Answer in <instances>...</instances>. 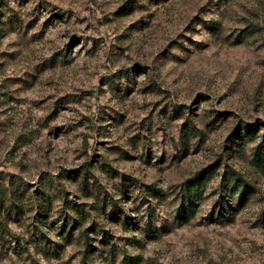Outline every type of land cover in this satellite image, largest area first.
Listing matches in <instances>:
<instances>
[{
  "label": "rangeland",
  "instance_id": "rangeland-1",
  "mask_svg": "<svg viewBox=\"0 0 264 264\" xmlns=\"http://www.w3.org/2000/svg\"><path fill=\"white\" fill-rule=\"evenodd\" d=\"M263 142L264 0H0V264H264Z\"/></svg>",
  "mask_w": 264,
  "mask_h": 264
},
{
  "label": "trees",
  "instance_id": "trees-1",
  "mask_svg": "<svg viewBox=\"0 0 264 264\" xmlns=\"http://www.w3.org/2000/svg\"><path fill=\"white\" fill-rule=\"evenodd\" d=\"M251 133H252V130L248 132V134L252 136ZM260 151H264V142L259 147L256 148V150H255L256 155H258ZM231 172H232L231 174L234 177L237 185H241V191L243 192V194L246 193V191L249 187L252 188L251 184L247 181L246 178H244V176H242V174L240 172H238L235 169L231 170ZM202 176H204V174H198V175L192 177L190 179V181H187V183H185L186 184L185 199L187 198L188 200L192 201V199L194 198V195L192 194V190H191L192 187H191V184L189 182H192L193 186H196V191H199L202 188V181H203L201 178ZM2 196L3 195L0 194L1 203L3 200ZM7 211L9 212L10 208H8Z\"/></svg>",
  "mask_w": 264,
  "mask_h": 264
}]
</instances>
